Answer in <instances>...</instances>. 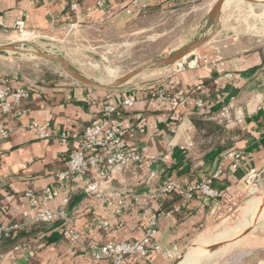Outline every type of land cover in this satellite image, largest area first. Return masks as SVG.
Listing matches in <instances>:
<instances>
[{"label": "crops", "instance_id": "crops-1", "mask_svg": "<svg viewBox=\"0 0 264 264\" xmlns=\"http://www.w3.org/2000/svg\"><path fill=\"white\" fill-rule=\"evenodd\" d=\"M129 1L107 0L98 6L99 0H0V38L9 40L15 36L19 31L17 21L29 32L42 35H56L61 30L75 28L118 36L132 27L141 13H126ZM170 2L178 4L175 0H150L148 7ZM212 47L210 45L204 54L216 59V64H200L177 71L175 64L170 63L164 65L159 79L134 86L97 88L64 83L54 88L31 85L0 74V87L6 82L11 88L22 87L29 92L18 104L12 105L10 112L2 114L0 110V122L9 129V135L0 138V222L21 219L19 212L29 205L25 192L41 193L46 186L56 185L55 174L65 167L69 151L79 147L77 140L63 142L56 134L65 130L78 132L102 117L107 104L119 108V113L113 114L111 120L122 123L123 138L129 150L158 157L165 152L168 143L173 146L171 159L153 163L155 174L146 182L134 181L130 172L107 169L101 182L106 186L125 184L138 197V200L131 199L119 216L112 218L102 200L74 192L67 211L75 216L70 227L82 234L77 243L62 235L58 222L37 224L34 232L20 236L15 242L21 243L23 249L12 252L14 243L1 242L0 264H109L107 260L93 259L88 243L140 239L146 225L140 198L170 180L185 187L202 178H211L215 188L237 192L241 200H246L250 195L246 172L264 168V37L237 38L225 45L221 55L210 52ZM158 88L168 95L202 97L211 104L213 114L227 102H233L237 108L244 109L245 117L241 123L226 127L216 120L201 117L190 99L176 103L157 100L153 94ZM126 98L132 100L131 105L122 104ZM257 105L262 108L255 109ZM31 120L53 136L38 138L35 131L27 128ZM232 150L241 153L237 166H233L230 158H224ZM134 167L144 177L148 176L141 163H135ZM218 170L220 173L213 177ZM66 193L67 188H61L60 197L47 207L56 208ZM216 205V199L201 193L184 202L173 190L150 198L149 214H162L156 238L158 244L162 248L176 245L183 249L213 220ZM102 218L108 219V226H99ZM40 234L44 235L40 237ZM137 262L135 258L128 264ZM142 262L170 263L154 251Z\"/></svg>", "mask_w": 264, "mask_h": 264}, {"label": "rangeland", "instance_id": "rangeland-1", "mask_svg": "<svg viewBox=\"0 0 264 264\" xmlns=\"http://www.w3.org/2000/svg\"><path fill=\"white\" fill-rule=\"evenodd\" d=\"M226 3L224 6L222 4L215 34L208 42L195 49L197 54H204L211 45L213 49L210 52L221 55L226 49L225 45L237 38L264 37V0H228ZM210 10L203 2H170L163 6L156 4L141 11L135 24L118 36L104 33L98 35V32L77 31L75 28L74 32L66 29L56 35H34L27 30L26 35L17 31L9 40L0 38V45L12 44L22 49H38L59 56L74 71L98 84H109L146 64L147 66L123 83L130 86L141 85L162 76L164 65L157 66L154 61L172 55L212 31ZM192 58L191 55L183 60L188 62ZM0 74L31 85L57 88L64 83H76L88 86L76 80L57 62L29 53L0 52ZM263 192L264 187H261L246 200H241L232 211L216 214L191 243L196 242L202 232L201 235L211 238L206 242L210 243L217 241L212 238L221 236L213 235L221 228H231L227 233L235 231L241 225L237 223L244 219L241 217L240 208L251 198H259ZM206 237L204 241L207 240ZM262 247L264 216L261 214L256 227L238 242L212 253L201 251L200 254L205 255L202 258L188 255L185 259H193L192 264H264Z\"/></svg>", "mask_w": 264, "mask_h": 264}, {"label": "built area", "instance_id": "built-area-1", "mask_svg": "<svg viewBox=\"0 0 264 264\" xmlns=\"http://www.w3.org/2000/svg\"><path fill=\"white\" fill-rule=\"evenodd\" d=\"M178 3L193 4L195 2L208 5L211 9L217 0H175ZM107 0H99L98 6H102ZM150 0H130L125 11L128 14L144 11ZM74 6V5H73ZM17 28L22 35H26L27 29L24 28L21 21L16 22ZM34 35H41L39 32H33ZM193 56L188 62L183 58L174 62V69L177 71L187 67H196L198 65H213L216 64V59L208 57L207 54H197L193 52L188 55ZM185 58V57H184ZM186 64V67L185 65ZM29 92L22 88H11L6 82L0 87V110L2 114L11 111L13 104H18L21 98L27 96ZM153 96L161 101L168 100L176 103L184 100H189L195 107L196 112L205 119L216 120L223 123L226 127L231 124L241 123L244 119L245 111L243 108L236 107L233 102H227L221 109L213 114L211 113V104L202 97L189 98L187 94L168 95L162 88L156 89ZM124 105H131L132 100L126 98L122 101ZM261 105H257L255 109H261ZM119 108L117 105L107 104L104 106L103 115L96 118L84 126L78 132L61 131L56 134L58 139L66 142L70 139L77 140L79 147L76 150L69 151L67 162L63 169L59 170L55 176L57 179L56 185H49L44 188L41 193L31 191L25 192V196L29 199V205L22 209L19 213L21 219L17 222L3 223L0 222V244L4 238L14 236L17 229L23 226L32 224H52L58 222L61 226V233L68 237L71 242L77 243L81 237V232L70 227L75 216L67 211L71 195L74 192H82L85 195L102 200L105 203L108 213L112 218H116L122 213V209L131 200H138L132 193L130 187L124 185L106 186L101 182L107 174V169H114L117 172H130L132 179L138 182H146L154 176L152 164L155 162H167L171 159L173 146L168 143L165 152L158 157H149L142 155L136 151L129 150L125 144L123 134L124 128L120 121L111 120L113 114H118ZM28 129L35 131L40 139H48L53 134L46 130L41 124L35 120H31L27 124ZM9 135L7 129L0 122V138H6ZM187 147V146H186ZM184 148V147H182ZM241 157V153L236 150L229 151L224 158H230L233 161V166H237ZM135 163H141L145 172L148 175L144 177L137 172L134 167ZM95 170L92 175L90 171ZM220 173L218 170L213 177ZM89 175V176H88ZM87 176V177H85ZM264 168L262 170L250 169L245 174V181L250 194L256 192L264 184ZM61 188H67L66 195L62 196L60 204L51 209L47 204L60 197ZM168 190L175 191L183 201L187 202L193 198L194 194L201 193L205 196L217 200L216 214H222L234 209L241 201L237 192L217 189L211 185V178H202L185 187H181L175 181L170 180L165 186H161L157 191L150 194H143L140 200L143 202L142 214L145 218V229L143 236L132 242L128 241H109L107 243L90 242L87 248L91 252L92 258L95 260H107L109 264H128L132 259L137 258V264H143L144 258L150 251L157 252L162 258L174 260L180 248L176 245L162 248L156 238L158 233V224L162 216L160 212L149 214L148 200L156 198L160 193ZM108 219H100L99 226H108ZM44 234H40V237ZM21 243H14L11 251L23 249Z\"/></svg>", "mask_w": 264, "mask_h": 264}, {"label": "water", "instance_id": "water-1", "mask_svg": "<svg viewBox=\"0 0 264 264\" xmlns=\"http://www.w3.org/2000/svg\"><path fill=\"white\" fill-rule=\"evenodd\" d=\"M223 1L224 0H217L210 10V18L213 22V29L207 36L191 42L187 46L182 47L181 49L174 52L172 55L165 57L163 59H160V60H156V61H154V63L157 66H163V65L170 64V63H174V62L181 60L182 58L190 55L193 51H195V49L201 47L206 42H208L216 32L217 22L219 20ZM6 51L18 52V53H29V54H33V55H36V56H39L42 58L53 60V61L57 62L60 66H62L67 73H69L71 76H73L79 82L86 84L88 86L97 87V88H111V87L119 86V85L125 83L126 81H128L131 77H133L135 74H137L141 69H143L145 66H147L146 64L138 66L137 68H135V69L129 71L128 73L120 76L119 78H117L116 80H114L113 82H111L109 84H98L92 80H89V79L83 77L82 75H80L79 73L74 71L69 66V64L59 56L40 51L38 49L37 50H27V49H22V48L16 47L15 45H12V44H1L0 45V52H6ZM258 203L259 204H258V206H257V208H256V210L253 213V216L251 218L252 219L251 223L247 227H245L238 235L232 236L228 239L225 238V239H221V240H217V241L205 243V244L189 243L183 249H181L178 256L174 260H172L169 264H178L179 261L184 256L186 250L191 248V247H195V248L197 247L204 252L212 253V252L222 250L223 248H226V247L232 245L233 243H236L239 240L243 239L251 230H253L256 227V225L259 221V217L261 216L262 209L264 207V192L259 196Z\"/></svg>", "mask_w": 264, "mask_h": 264}, {"label": "bare ground", "instance_id": "bare-ground-1", "mask_svg": "<svg viewBox=\"0 0 264 264\" xmlns=\"http://www.w3.org/2000/svg\"><path fill=\"white\" fill-rule=\"evenodd\" d=\"M227 1L228 0H224L223 6L225 4H227L226 3ZM258 201H259L258 197L251 198L250 200L246 201V203L240 208V213H242L241 217H243L244 219H242V220L239 219V221L241 220V222L238 221L239 223H237V224L238 225L241 224V225H239L235 231L233 230V232L227 233L230 231L231 228H223V229L221 228V230L218 229L219 231L213 235H221V236H218V237L213 236L214 238H212V239L221 240V239H224L225 237H230V236L232 237L236 233H237L236 235H238L245 227H247L251 223V221H252L251 218L253 216V213L255 212V210L259 204ZM262 216H264V207L262 209ZM236 235H234V236H236ZM205 237H206L205 234L199 236L197 238L196 242H193V244H205L206 242H208L211 239V238L207 239V237H206L207 240L204 241ZM201 251L202 250L197 248V247L196 248L191 247V248L187 249L184 256L182 257V259L179 261L178 264H192L193 259H188V258L185 259V258L188 255H193V256L202 258L205 255L202 256V254H200Z\"/></svg>", "mask_w": 264, "mask_h": 264}, {"label": "trees", "instance_id": "trees-1", "mask_svg": "<svg viewBox=\"0 0 264 264\" xmlns=\"http://www.w3.org/2000/svg\"><path fill=\"white\" fill-rule=\"evenodd\" d=\"M36 225L37 224H32L29 226H23V227L17 229L14 236L4 238L2 240V242H6L7 244H11V243L13 244L16 241H18V238H20V236L28 235L30 232H34L37 229Z\"/></svg>", "mask_w": 264, "mask_h": 264}]
</instances>
